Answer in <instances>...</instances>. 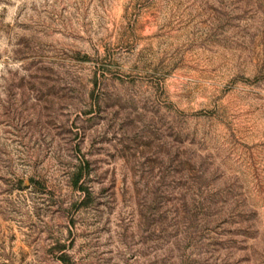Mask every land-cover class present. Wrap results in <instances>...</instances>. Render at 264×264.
I'll return each mask as SVG.
<instances>
[{
	"label": "rangeland",
	"instance_id": "374dc122",
	"mask_svg": "<svg viewBox=\"0 0 264 264\" xmlns=\"http://www.w3.org/2000/svg\"><path fill=\"white\" fill-rule=\"evenodd\" d=\"M0 264H264V0H0Z\"/></svg>",
	"mask_w": 264,
	"mask_h": 264
}]
</instances>
